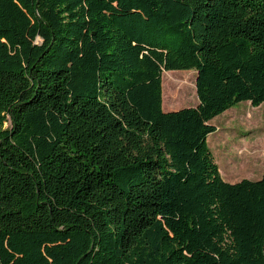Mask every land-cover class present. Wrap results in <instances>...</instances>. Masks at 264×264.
I'll return each mask as SVG.
<instances>
[{
  "label": "trees",
  "instance_id": "16d2710c",
  "mask_svg": "<svg viewBox=\"0 0 264 264\" xmlns=\"http://www.w3.org/2000/svg\"><path fill=\"white\" fill-rule=\"evenodd\" d=\"M190 69L198 104L164 111ZM241 101L264 0H0V264H264V173L207 144Z\"/></svg>",
  "mask_w": 264,
  "mask_h": 264
},
{
  "label": "rangeland",
  "instance_id": "374dc122",
  "mask_svg": "<svg viewBox=\"0 0 264 264\" xmlns=\"http://www.w3.org/2000/svg\"><path fill=\"white\" fill-rule=\"evenodd\" d=\"M162 74L164 111L198 104L195 70H169ZM178 81L185 84L178 85ZM208 123L216 127L208 134L207 144L222 178L228 182L259 179L264 173V101L258 106L241 101Z\"/></svg>",
  "mask_w": 264,
  "mask_h": 264
}]
</instances>
